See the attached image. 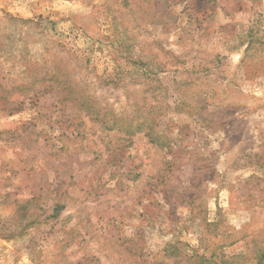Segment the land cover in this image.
<instances>
[{
  "label": "rangeland",
  "instance_id": "obj_1",
  "mask_svg": "<svg viewBox=\"0 0 264 264\" xmlns=\"http://www.w3.org/2000/svg\"><path fill=\"white\" fill-rule=\"evenodd\" d=\"M0 264H264V0H0Z\"/></svg>",
  "mask_w": 264,
  "mask_h": 264
},
{
  "label": "trees",
  "instance_id": "obj_2",
  "mask_svg": "<svg viewBox=\"0 0 264 264\" xmlns=\"http://www.w3.org/2000/svg\"><path fill=\"white\" fill-rule=\"evenodd\" d=\"M56 209H57V206L55 207V211H56Z\"/></svg>",
  "mask_w": 264,
  "mask_h": 264
}]
</instances>
